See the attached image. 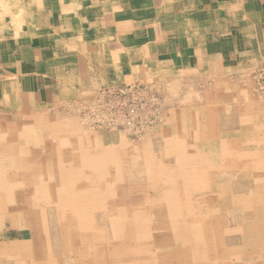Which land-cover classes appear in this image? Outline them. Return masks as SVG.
Returning <instances> with one entry per match:
<instances>
[{"label":"rangeland","instance_id":"rangeland-1","mask_svg":"<svg viewBox=\"0 0 264 264\" xmlns=\"http://www.w3.org/2000/svg\"><path fill=\"white\" fill-rule=\"evenodd\" d=\"M256 67H254L252 70H249V71H243L242 73H240V76L239 75L235 76L236 74H224V76L221 77L217 75L216 72L214 71L209 72V71L202 70L200 72H196L197 74H194L192 76H183V77H178V78L177 77L167 78L166 76L161 77V78L160 77L152 78L150 76L149 79L147 80L148 82H142V81L133 82L135 84H141L144 86L147 85L149 87V90L151 92L153 91L156 97V101L151 103L153 104L152 107L155 110L154 115L151 116L150 119L148 118L147 122H144L143 130L139 134L135 132L133 133L129 132L126 129H123L121 127H109V126H106V124L102 122L100 124L94 122L95 114L99 115V111L96 109L97 106L95 105L96 104L95 100L98 98L97 91L104 87H115V86L99 87L93 92L84 93L81 97H79V99L74 98L67 102L59 103L56 106L49 108L48 110H44L43 113L41 112V110L40 111L37 110V113H31V112L29 113L27 112V110L29 109L28 106L27 105L22 106L21 107L22 115H26V116L28 115V117L31 116V118H24V117L6 118L7 117L6 116L4 120L3 119L4 117L0 116L1 117L0 127L6 125L7 123L13 122L16 125L19 124L18 126H20L23 130H26L25 132H28L26 133L25 136L26 138L28 137L29 138L27 140H24L26 138L22 136L21 138L22 140H20L19 143L15 144V146L23 147L22 149L25 150L24 151L25 154H28L29 152L28 154L30 158L29 161L31 162L33 166H35L36 168H39L43 172L50 173V176L52 177V181H53V184L56 186V189L59 187L58 186L59 176L57 174L58 169L55 165L56 163L55 158L48 157V154L44 152V147H43L44 145L43 143H46V141L49 142L51 140L50 136H47L49 133L46 130L47 124H49V122H58V123L65 122V121L73 122V123L70 122L71 126H69L67 129L69 132H58L57 134L53 136L55 138L56 137L62 138L63 136V139L67 140L68 142H72L73 144L70 145V150L72 152L76 153L79 150L76 146H74L78 138V136L75 134H78V133H74V130H72L71 127L76 126L79 128V130L82 129L81 130L82 133L86 134L89 140L90 139L92 141L95 140L93 142L96 143V145H98L99 151H102V154L105 153L104 155L105 157L102 156V158H100V160L97 161L101 164L102 169L100 171L102 173L99 172V167L96 168L95 166L92 167V166H85V165L81 166L78 162L75 165L81 166L79 169L80 174L88 176L90 179H92L93 183H91L90 185L91 187L89 188L87 187V185H84L83 183L80 184L81 180H79L78 181L79 183L77 182L78 186H76L74 190L78 192L84 191L83 193L88 194V199H90L91 201L95 203H97L98 199H100L101 197L103 199L105 197L111 196L113 198H111L110 201H113L116 205L123 206L127 204V205L138 206V210H136L137 213L133 215L134 216L133 223L132 222L130 223V221L128 220H127L128 222L121 220L120 222L117 223V226L115 229L114 228L104 229V231L106 230L105 231L106 233L104 232L105 238L103 239V241L102 240L100 241H102V243L104 244V248L107 247L106 257L108 260L107 262L108 264H114L115 262L117 263L118 261L120 264L122 263L126 264L128 262L131 256L128 255L129 253L127 250V246H129L128 244L130 243V240H131L132 229L140 230L141 229L140 226H142L146 228L147 233L149 235L151 234L150 236L152 237L158 234L162 236V235H167L171 233V231L169 230L171 227V223H166L167 228H164L162 226L163 224L161 225V221H160V218L158 217L159 216L158 213L160 211H163L165 207V204H164L165 202L162 200V197L164 194V191H163L164 188L162 187H164V185H166L167 182L163 183L162 180L167 176L166 170L170 168H174V167L176 168L177 164L179 163L177 159L178 155L176 153L180 145L178 142L181 143L184 140L183 144L181 143L182 150L178 151V153H182V154H184L183 153L185 152L184 146L187 144L191 145L192 147L197 146V148L198 147L201 148V146L207 147L210 144L211 145L215 144L218 147L219 152L221 154V156L218 157L217 161L218 162L220 161V157L221 158L224 157V162L227 163V168L226 167H224V169L223 168L218 169L215 167L213 168L212 166H209L207 163H205V161L203 164H199V166L195 169L197 170L199 169L198 171L201 174L202 179L204 180V185L206 184L207 185L205 187L203 186L202 188L203 190L201 189V191L194 189L195 191L193 190L191 192L193 196H198L202 194L201 196L205 197L206 200H207L208 193H210V195L213 196L212 197L213 202H209V201L207 202L208 205H210L211 203H213V206L215 205L214 207L213 206L210 207L209 208L210 210L208 209L210 211V212L208 211V214L210 217L208 219V222L210 225V236H211L210 246L208 249L210 250L211 257L207 259L208 261H213V262L214 261L218 262V261H222V259H225L224 264H230V263L231 264H251V263L252 264H264V255L261 258L259 257L258 259L259 253L261 251L264 252V245H261V241L264 240V216H263L264 215V209H263L264 207V204H263L264 203V198H263L264 196V171H263L264 170V166H263L264 165L263 163L264 162V97L260 96L256 91V81L254 77V70ZM133 83H128V84H133ZM187 87H189V89ZM243 87H244V90H243ZM197 93H199L200 95L199 94L197 95ZM185 97L187 98L185 99ZM240 100H243L244 102L243 101L241 102ZM221 106H223V108H221ZM183 109H186V111ZM64 116H67L66 117L67 119L63 118ZM158 117L160 119H158ZM85 118H86V121H85ZM46 120H51V121H46ZM24 121H28L29 124L28 122L25 123ZM247 123L248 125H246ZM28 125H30V127ZM150 125H151V129L149 131V129L147 128ZM31 126L33 127V129ZM173 129H174V132H173ZM32 130L34 131V133H32L33 132ZM167 135L169 136L167 137ZM94 136H95V139H94ZM32 137H33V140L31 139ZM44 137L46 139H44ZM166 140L169 144L166 142ZM220 140H221V143H220ZM29 145H31V147ZM163 145L164 147L166 145V147L163 148ZM167 146L168 147L170 146V147L168 148ZM192 147L190 148V146H187L186 150L192 152L193 151ZM31 149L33 150V152ZM168 149L169 150L171 149V150L168 151ZM170 152L171 153L173 152V153L171 154ZM44 155L47 157H45ZM231 156H233V158ZM133 159L137 162H135ZM7 163L8 162L5 161L6 165H8ZM165 164H168V165L164 166ZM204 168L207 170H205ZM7 169L10 173L15 172V169L13 167H10ZM10 169L13 171H11ZM238 172L239 174L237 175ZM242 172L243 173L245 172L244 174L246 173L247 174L244 175ZM154 176L155 178H153ZM105 179H106V184L103 183ZM222 183L224 184L223 188H222ZM83 187H85V189ZM212 189H214L215 192ZM222 192H224V195L222 194ZM236 194L243 196L244 197L243 199L248 202H251L252 199L257 198L259 200V207H252L253 209L249 208L247 210H243L241 206L237 204H232L229 201L230 196L231 195L233 196ZM219 195H221L222 197ZM220 199H223V200H220ZM50 201L46 197L38 199L37 202H38L39 207H37L36 211H34V216H32L33 212L31 210L28 211L29 216L31 214V217H32L31 218L32 220L31 219L30 220L32 222L34 221L35 223L37 222L36 227H38L37 228L38 230H36V234H37L36 238L38 240H37L36 245H34V239L31 235L30 229L28 228V226L22 223L25 217L24 216L22 217L21 213L22 211H24V209L21 210V209L14 208V206L17 205V198L15 199L10 198L9 200L6 201V205L8 209L7 210L4 209L5 211L0 213V250L3 253V254H0V258L2 257L1 258L2 261L0 259V264H19L20 261H22L20 264H43V263L51 264V262L52 264L53 263L54 264H69V263L72 264V261L70 260L66 261L67 258L65 254L61 253V251L62 252L64 251L60 244L61 242H59L61 240L58 238V236L56 238L52 237L53 230H54V227L52 226H53V222L56 220V216H55L56 214H55V210L52 209L53 207L51 206L53 202L49 203ZM95 208L96 207L94 206V208L90 209L91 213L89 216L92 218L91 219L92 222L91 221L90 222L93 225V222L96 221L94 222V224L100 225L101 223H99L98 219H100V215L102 214H100L101 211L99 209L96 208L97 209L96 210ZM202 208H208V207L204 206ZM36 213H37L38 219L36 218L33 220V218L36 217ZM151 213H152V216H151ZM57 219L59 220V218ZM62 219L60 218L62 222H65ZM166 219H169V217H167ZM74 227H75L74 230H72L73 234H71L72 236H74L75 234L78 235L79 231L82 232L83 234L90 231V226L87 229L86 227L82 226L78 230L76 226ZM177 227H179V225ZM160 229H163V230H160ZM181 231L183 233V236H182L183 240L187 241L188 236L186 233L183 232L182 225H181ZM253 231H254V234H253ZM245 233L246 235H244ZM213 237L216 241L213 239ZM52 238L55 239V241ZM149 241H150L149 239L144 240V243L146 245H149L150 244ZM14 243L15 245H13ZM56 243H57V246H54L53 244L56 245ZM18 245L19 246L21 245V246L19 247ZM33 245L36 246V249L38 252L37 254H40V255L38 257H35L31 261L30 258H33L34 257L33 255H35L32 250V247H34ZM222 245L223 247H221ZM218 247H221V248H218ZM44 248L46 249L44 250ZM203 249L204 247H202V250ZM151 250L155 252L154 254L155 256H153V260L151 262H148L146 264H177L175 261H170L172 260V258L171 257L168 258V255H166L165 251H167L168 249H166L165 251L161 250L160 253H159V250L155 251L153 248ZM18 252H20L21 256L18 255L19 254ZM57 252H60L62 255L58 254ZM52 254L53 256L51 257ZM22 256L23 258H20ZM125 257H127V259Z\"/></svg>","mask_w":264,"mask_h":264},{"label":"crops","instance_id":"crops-1","mask_svg":"<svg viewBox=\"0 0 264 264\" xmlns=\"http://www.w3.org/2000/svg\"><path fill=\"white\" fill-rule=\"evenodd\" d=\"M26 1L0 0L2 117L150 76H240L264 63V0Z\"/></svg>","mask_w":264,"mask_h":264},{"label":"bare ground","instance_id":"bare-ground-1","mask_svg":"<svg viewBox=\"0 0 264 264\" xmlns=\"http://www.w3.org/2000/svg\"><path fill=\"white\" fill-rule=\"evenodd\" d=\"M28 1V0H27ZM26 1V2H27ZM70 1V0H69ZM93 1V0H92ZM74 2V1H73ZM37 3V2H36ZM65 3V2H64ZM42 4V3H41ZM75 4V3H74ZM35 5V4H34ZM58 6V5H57ZM74 6V5H73ZM79 6V5H78ZM36 7V5H35ZM41 8V7H40ZM71 8V7H70ZM30 11V10H28ZM36 11V10H35ZM61 11V10H60ZM66 11V10H65ZM73 11V10H72ZM31 12V11H30ZM75 12V11H74ZM94 12V11H93ZM107 12V11H106ZM34 13V12H33ZM56 13V12H55ZM90 13V12H89ZM36 14V13H35ZM38 14V13H37ZM57 14V13H56ZM73 14V12H72ZM26 15V14H25ZM76 15V14H75ZM73 16V15H72ZM95 16V15H94ZM43 17V16H42ZM66 18V17H65ZM31 19V18H30ZM108 19V18H107ZM39 20V19H38ZM44 20V19H43ZM49 20V19H48ZM79 20V19H78ZM87 20V19H86ZM76 21V20H75ZM45 22V21H44ZM84 22V21H83ZM97 24V23H96ZM73 25V24H72ZM68 27V26H67ZM72 27V26H71ZM87 27V26H86ZM93 27V26H92ZM101 28V26H100ZM105 29V28H104ZM89 31V29H88ZM65 32V31H64ZM75 32V31H74ZM94 32V31H93ZM105 32V31H104ZM106 33V32H105ZM88 40V39H87ZM85 41V40H83ZM242 68V67H241ZM245 68V67H244ZM240 69V68H239ZM87 70V69H86ZM86 72V71H85ZM168 74V73H167ZM175 75V74H174ZM177 75V74H176ZM180 75V74H179ZM209 75V74H208ZM149 77V75L147 76ZM159 77V76H158ZM146 79V78H145ZM174 85V84H173ZM223 85V84H222ZM221 85V86H222ZM197 86V85H196ZM218 86V85H217ZM189 89V87H187ZM225 88V87H224ZM174 89V88H172ZM244 90V87H243ZM217 91V90H215ZM220 91V90H219ZM218 91V92H219ZM195 92V91H194ZM224 92V91H223ZM231 92V91H230ZM187 93V92H186ZM233 93V92H232ZM235 93V92H234ZM199 93H197L198 95ZM248 94V93H247ZM200 95V94H199ZM217 95V93H216ZM222 95V94H221ZM220 95V96H221ZM225 95V94H224ZM227 95V94H226ZM189 96V95H188ZM2 98V97H1ZM187 97H185L186 99ZM190 98V97H189ZM195 98V97H194ZM193 98V99H194ZM201 98V97H200ZM220 98V97H219ZM228 98V97H227ZM239 98V97H238ZM237 98V99H238ZM184 99V100H185ZM202 99V98H201ZM218 99V98H217ZM240 99V98H239ZM191 100V99H190ZM216 100V99H215ZM231 100V99H230ZM254 100V99H253ZM30 101V100H29ZM239 101V100H238ZM241 102L243 100H240ZM185 102V101H184ZM189 102V101H188ZM193 102V101H192ZM227 102V101H226ZM237 102V101H236ZM244 102V101H243ZM1 103V102H0ZM216 103V102H215ZM222 103V102H221ZM235 103V102H234ZM214 104V103H213ZM236 104V103H235ZM29 106V105H28ZM224 106V105H223ZM221 106V108H223ZM236 106V105H235ZM257 106V105H256ZM259 106V105H258ZM186 107V106H185ZM192 107V106H191ZM195 107V106H193ZM237 107V106H236ZM254 107V106H253ZM190 108V107H189ZM188 108V109H189ZM204 108V107H203ZM214 108V107H213ZM187 109V110H188ZM251 109V108H250ZM1 112L3 111L0 106ZM178 110V108H177ZM186 111V109H183ZM191 110V109H190ZM220 110V109H219ZM238 110V109H237ZM244 110V109H243ZM260 110V109H259ZM30 111V110H29ZM247 111V110H246ZM250 111V110H249ZM252 111V110H251ZM9 112V111H8ZM7 112V113H8ZM31 112V111H30ZM216 112V111H215ZM238 112V111H237ZM248 112V111H247ZM6 113V114H7ZM12 113V112H11ZM33 113V112H32ZM43 113V111H42ZM49 113V112H48ZM171 113V112H169ZM176 113V112H175ZM246 113V112H245ZM157 114V113H156ZM185 114V113H184ZM54 115V114H53ZM96 115V114H95ZM171 115V114H170ZM169 115V116H170ZM237 115V114H236ZM52 116V115H51ZM184 116V115H183ZM202 116V115H201ZM204 116V115H203ZM6 117V116H5ZM5 117L3 118L5 120ZM64 116L63 118H66ZM77 117V116H75ZM161 117V116H160ZM262 117V115H261ZM1 118V117H0ZM6 118H9L8 116ZM14 118V117H13ZM52 118V117H51ZM167 118V117H166ZM203 118V117H202ZM58 119V118H57ZM67 119V118H66ZM79 119V118H78ZM158 119H160L158 117ZM184 119V118H183ZM235 119V118H234ZM2 120V119H1ZM7 120V119H6ZM9 120V119H8ZM252 120V119H251ZM21 121V120H20ZM51 121V120H46ZM83 121V120H82ZM86 121V118H85ZM167 121V120H166ZM182 121V120H181ZM259 121V120H258ZM25 123L28 121H24ZM23 122V123H24ZM72 121L69 122H49L47 124L46 130L48 133L47 136H50L51 140L49 142L43 143L44 152L48 154V157L55 158V165L57 167V174L59 176V187L56 189V186L53 184L52 177L49 172H43L39 168H36L29 161V152L28 154L24 153L23 147L15 146V144L19 143L22 140V136L26 138V130H23L20 126L14 124L13 122L7 123L6 125L0 127V213L7 210L8 207L6 205V201L10 198H17V205L14 206L16 209H24L22 211L23 219L22 223L28 226L30 229L31 235L34 239V245L37 243V234L36 227L37 222H32L31 214L29 216V210L33 213L36 211L38 206L37 200L40 198H47L51 203L52 209L55 210L56 220L53 222L54 230L52 237L58 238L61 240V246L63 248V252L65 254L67 260L72 261V264H108V260L106 257V248H104V244L102 243L105 238L104 229L111 228L115 229L117 223L122 221H130V223L134 222L136 210H138V206L133 205H116L113 201H110L113 197H105L102 199H98L97 203L88 199V194L83 193L84 191H75L74 188L78 186V181L80 184L87 185V187H91V183H93L92 179L88 176L80 174V167L82 165L85 166H95L99 167V172L102 169L101 164L97 162L100 158L105 157V153L102 154V151H99L98 145L94 143L95 140H89L86 134L82 133V129L79 130L78 127H71L74 130V133L78 136L76 143L74 146L78 148V152H72L70 150V145L72 142H68L67 140L62 138L53 137L58 132H69L67 129ZM165 122V121H164ZM171 122V121H170ZM169 122V123H170ZM174 122V121H173ZM185 122V121H184ZM188 122V121H187ZM190 122V121H189ZM34 123V122H33ZM32 123V124H33ZM47 123V122H46ZM163 123V122H162ZM167 123V122H166ZM183 123V122H182ZM237 123V122H236ZM256 123V122H255ZM29 124V122H28ZM31 124V122H30ZM38 124V123H37ZM44 124V123H43ZM80 124V123H79ZM205 124V123H204ZM217 124V123H216ZM215 124V125H216ZM27 125V124H26ZM42 125V124H40ZM39 125V126H40ZM164 125V124H163ZM248 125V123L246 124ZM30 127V125H28ZM27 126V127H28ZM32 127V126H31ZM84 127V126H83ZM97 127V126H96ZM236 127V126H235ZM256 127V126H255ZM254 127V128H255ZM88 128V126H87ZM33 129V127H32ZM86 129V128H85ZM84 129V130H85ZM178 129V128H177ZM183 129V128H182ZM181 129V130H182ZM192 129V128H191ZM219 129V128H218ZM251 129V128H250ZM253 129V128H252ZM258 129V128H257ZM260 129V128H259ZM88 130V129H87ZM112 130V129H111ZM117 130V129H116ZM119 130V129H118ZM204 130V129H202ZM33 131V130H32ZM30 131V132H32ZM91 131V130H90ZM98 131V130H97ZM105 131V130H104ZM125 131V130H124ZM183 131V130H182ZM36 132V131H35ZM39 132V131H38ZM174 132V129H173ZM34 133V131L32 132ZM92 133V132H91ZM112 133V132H111ZM116 133V132H115ZM222 133V132H221ZM232 133V132H231ZM45 134V133H43ZM69 134V133H68ZM73 134V133H72ZM169 134V133H168ZM188 134V133H187ZM42 135V134H41ZM94 135V134H93ZM165 135V134H164ZM245 135V134H243ZM43 136V135H42ZM41 136V137H42ZM120 136V135H119ZM160 136V135H159ZM169 135H167L168 137ZM187 136V135H186ZM201 136V135H200ZM222 136V135H221ZM59 137V136H58ZM92 137V136H91ZM143 137V135H142ZM156 137V136H155ZM173 137V136H172ZM171 137V138H172ZM180 137V136H178ZM177 137V138H178ZM225 137V136H224ZM233 137V136H232ZM240 137V136H239ZM242 137V136H241ZM244 137V136H243ZM29 138V137H28ZM28 138L24 139L27 140ZM43 138V137H42ZM99 138V137H98ZM97 138V139H98ZM199 138V137H198ZM222 138V137H221ZM229 138V137H228ZM246 138V137H245ZM33 140V137L31 138ZM44 139H46L44 137ZM95 139V136H94ZM100 139V138H99ZM98 139V140H99ZM109 139V138H108ZM157 139V138H156ZM155 139V140H156ZM159 139V138H158ZM168 139V138H167ZM223 139V138H222ZM243 139V138H242ZM143 140V139H142ZM154 140V141H155ZM163 140V139H162ZM172 140V139H171ZM174 140V139H173ZM176 140V139H175ZM192 140V139H191ZM112 141V140H110ZM121 141V140H120ZM195 141V140H194ZM197 141V140H196ZM28 142V141H27ZM26 142V143H27ZM41 142V141H40ZM160 142V141H159ZM167 142V140H166ZM172 142V141H171ZM184 142V140H183ZM183 142H181L183 144ZM190 142V141H189ZM193 142V141H192ZM224 142V141H223ZM226 142V141H225ZM42 143V142H41ZM118 143V142H117ZM115 143V144H117ZM122 143V142H120ZM161 143V142H160ZM168 143V142H167ZM174 143V142H173ZM171 143V144H173ZM179 149L177 150L178 155V164L176 168H170L166 170V177L162 180V182H167L164 185L163 197L162 200L165 202V207L163 211L158 213V217L160 218L161 225L164 228H167L166 223H171L170 234L167 235H155L150 236L147 233L146 228L140 226V230L132 229L131 231V240L127 246L128 255H130V259L126 264H146L153 260V256H155V252L151 250L152 248L155 251L161 250L165 251L168 258L171 257L172 260L177 264H224V260L222 261H208L210 256V250L208 249L210 246V225L208 222L209 208L213 206V203L208 205L209 202H213V196L208 193L207 200L205 197L198 195L193 196L192 191L200 190L205 187L204 180L202 179L201 174L199 173V169H195L199 166V164H203L204 161L209 166L218 169L227 168V163L224 162V157H220V161L218 162V157L221 156L218 147L215 144H210L209 146H201L197 148V146L192 147L191 145L184 146V154L178 153V151L182 150V145L178 142ZM221 143V140H220ZM22 144V143H21ZM29 144V143H28ZM101 144V143H100ZM111 144V143H110ZM169 144V143H168ZM186 144V143H185ZM218 144V143H217ZM224 144V143H223ZM256 144V143H255ZM32 145V144H31ZM31 145H29L31 147ZM144 145V144H143ZM225 145V144H224ZM25 146V145H24ZM110 146V145H109ZM119 146V145H118ZM126 146V145H125ZM129 146V145H128ZM156 146V145H155ZM161 146V144H160ZM171 146V145H170ZM169 146V147H170ZM187 146L192 147L193 151H187ZM246 146V145H245ZM28 147V145H27ZM35 147V146H34ZM103 147V146H101ZM166 147V145H165ZM163 145V148H165ZM168 147V146H167ZM168 147V148H169ZM130 148V147H129ZM152 148V147H150ZM154 148V147H153ZM33 149V148H32ZM31 149V150H32ZM119 149V148H118ZM155 149V148H154ZM161 149V147H160ZM242 149V148H241ZM254 149V148H252ZM120 150V149H119ZM129 150V149H128ZM159 150V149H158ZM165 150V149H164ZM171 150V149H170ZM168 149V151H170ZM249 150V149H248ZM121 151V150H120ZM124 151V150H123ZM156 151V150H155ZM161 151V150H160ZM240 151V150H239ZM33 152V150H32ZM132 152V151H131ZM136 152V151H135ZM248 152V151H247ZM119 153V152H118ZM121 153V152H120ZM171 153V152H170ZM173 153V152H172ZM171 153V154H172ZM251 153V152H250ZM33 154V153H32ZM111 154V153H110ZM160 154V153H159ZM169 154V153H167ZM165 154V155H167ZM248 154V153H247ZM137 155V154H136ZM142 155V154H141ZM156 155V154H155ZM154 155V156H155ZM244 155V154H243ZM45 156V155H44ZM112 156V155H111ZM116 156V155H115ZM138 156V155H137ZM153 156V158H154ZM47 157V156H45ZM113 157V156H112ZM127 157V156H126ZM136 157V156H135ZM143 157V156H142ZM158 157V155H157ZM229 157V156H228ZM233 158V156H231ZM120 158V157H119ZM140 158V157H139ZM148 158V157H146ZM152 158V159H153ZM166 158V157H165ZM46 159V158H45ZM229 159V158H228ZM243 159V158H242ZM134 160V159H133ZM234 160V159H233ZM239 160V159H238ZM244 160V159H243ZM7 161L8 165L5 164ZM47 161V160H46ZM45 161V162H46ZM120 161V160H118ZM135 161V160H134ZM79 162L81 165H75ZM101 162V161H100ZM137 162V161H135ZM235 162V161H234ZM237 163V162H236ZM243 163V162H242ZM264 163V162H263ZM37 164V163H36ZM44 164V163H43ZM136 164V163H135ZM134 164V166H135ZM140 164V163H139ZM240 164V163H239ZM144 165V164H143ZM150 165V163H149ZM165 164L164 166H167ZM231 165V164H230ZM42 166V165H41ZM76 166V167H75ZM103 166V165H102ZM238 166V165H237ZM247 166V164H246ZM264 166V165H263ZM13 167L15 172H9L7 168ZM106 167V166H105ZM155 167V166H154ZM201 167V166H200ZM235 167V166H234ZM250 167V166H249ZM49 168V166H48ZM87 168V167H86ZM91 168V167H90ZM7 169V170H6ZM42 169V168H41ZM85 169V168H84ZM83 169V170H84ZM203 169V168H202ZM205 169V168H204ZM211 169V168H209ZM237 169V168H236ZM11 170V169H10ZM51 170V169H50ZM95 170V169H94ZM207 170V169H205ZM239 170V168H238ZM13 171V170H11ZM48 171V170H47ZM82 171V170H81ZM93 171V170H92ZM242 171V170H241ZM244 171V170H243ZM264 171V170H263ZM97 172V171H96ZM145 172V171H144ZM252 172V171H251ZM255 172V171H254ZM89 173V172H88ZM102 173V172H101ZM210 173V172H209ZM207 173V174H209ZM220 173V172H219ZM243 173V172H242ZM245 173V172H244ZM243 173V174H244ZM256 173V172H255ZM49 174V175H48ZM226 174V173H224ZM239 172L237 173V175ZM241 174V175H243ZM247 174V173H246ZM244 174V175H246ZM54 175V174H53ZM91 175V174H90ZM95 175V174H94ZM147 175V174H146ZM218 175V173H217ZM221 175V174H220ZM232 175V174H231ZM236 175V174H235ZM234 175V176H235ZM122 176V175H121ZM150 176V175H148ZM156 176V174H155ZM155 176L153 178H155ZM211 176V175H210ZM228 176V175H227ZM213 177V175H212ZM247 177V176H246ZM222 178V177H221ZM228 178V177H227ZM238 178V177H237ZM236 178V180H237ZM254 178V177H253ZM104 179V178H103ZM150 179V178H149ZM205 179V178H204ZM207 180V179H206ZM233 180V179H232ZM260 180V179H259ZM209 181V180H208ZM240 181V180H239ZM250 181V180H249ZM78 182V183H77ZM98 182V181H97ZM146 182V181H145ZM149 182V181H148ZM147 182V183H148ZM212 182V181H211ZM236 182V181H235ZM255 182V181H254ZM106 184V179L103 181ZM108 183V182H107ZM207 183V182H206ZM97 184V183H96ZM109 184V183H108ZM130 184V183H129ZM134 184V183H133ZM132 184V186H133ZM161 184V183H160ZM244 184V182H243ZM246 184V183H245ZM253 184V183H252ZM224 184L222 183V188ZM251 185V184H250ZM81 186V185H80ZM128 186V185H127ZM143 186V185H142ZM155 186V185H154ZM212 186V185H211ZM236 186V184H235ZM234 186V188H235ZM220 187V186H218ZM246 187V186H244ZM259 187V186H257ZM85 189V187H83ZM198 188V189H196ZM217 188V187H216ZM221 188V189H222ZM230 188V187H229ZM252 188V187H251ZM263 188V187H261ZM144 189V188H143ZM156 189V188H155ZM211 189V188H210ZM218 189V188H217ZM232 189V187H231ZM256 189V188H255ZM48 190V192H47ZM117 190V189H116ZM146 190V189H145ZM194 190V191H195ZM203 190V189H202ZM214 191V189H212ZM211 190V191H212ZM260 190V188H259ZM87 191V190H86ZM154 191V190H153ZM221 191V190H220ZM224 191V190H223ZM238 191V190H237ZM253 191V189H252ZM258 191V190H257ZM263 191V190H262ZM140 192V191H139ZM215 192V191H214ZM129 193V192H128ZM134 193V192H133ZM153 193V192H152ZM151 193V194H152ZM157 193V192H156ZM191 193V194H190ZM212 193V192H211ZM221 193V192H220ZM250 193V192H249ZM147 194V193H146ZM224 195V192H222ZM262 194V193H260ZM134 195V194H133ZM210 195V196H209ZM13 196V197H11ZM92 196V195H91ZM116 196V195H115ZM137 196V195H136ZM221 196V195H219ZM230 196V195H229ZM10 197V198H9ZM129 197V196H128ZM127 197V198H128ZM135 197V196H134ZM222 197V196H221ZM126 198V197H125ZM244 197L241 195H231L230 202L232 204H237L242 207L243 210H247L252 207H259V200L257 198L252 199L251 202L245 201ZM264 198V196H263ZM116 199V198H115ZM136 199V198H135ZM101 200V201H100ZM137 200V199H136ZM223 200V199H220ZM134 201V200H133ZM150 201V200H149ZM123 202V201H122ZM132 202V200H131ZM218 203V202H217ZM221 204V203H220ZM264 204V203H263ZM94 206L101 211L100 219H98L100 225H95L94 221L93 225L91 224V217L89 216L91 211L90 209L94 208ZM151 206V205H150ZM208 208H202V207ZM215 206V205H214ZM213 206V207H214ZM227 206V205H226ZM148 207V206H146ZM95 208V209H96ZM216 208V207H215ZM227 208V207H226ZM5 209V210H4ZM96 209V210H97ZM207 209V210H206ZM209 209V210H208ZM253 209V208H252ZM264 209V207H263ZM240 210V209H239ZM261 210V209H260ZM19 211V210H18ZM143 211V210H142ZM236 211V210H235ZM144 212V211H143ZM150 212V211H149ZM210 212V211H209ZM248 212V211H247ZM31 213V212H30ZM98 213V214H99ZM153 213V212H152ZM151 213V216H152ZM231 213V212H230ZM157 214V212H156ZM240 214V213H239ZM93 215V214H92ZM148 215V214H147ZM212 215V214H210ZM3 216V215H2ZM259 216V215H258ZM264 216V215H263ZM36 217L33 218L36 219ZM169 217V219H166ZM226 217V216H224ZM238 217V216H237ZM2 218V217H1ZM59 218V220L57 219ZM60 218L65 221L62 222ZM98 218V217H97ZM222 218V217H221ZM220 218V219H221ZM260 218V217H259ZM3 219V218H2ZM1 219V220H2ZM31 219V220H30ZM38 219V218H37ZM95 219V218H94ZM156 219V218H154ZM225 219V218H224ZM223 219V220H224ZM241 219V218H240ZM261 219V218H260ZM222 220V221H223ZM72 221V222H71ZM91 221V222H90ZM97 221V222H98ZM127 221V222H128ZM221 221V220H220ZM40 222V221H39ZM38 222V223H39ZM156 222V221H155ZM154 222V223H155ZM129 223V224H130ZM149 223V222H148ZM8 224V222H7ZM6 224V225H7ZM144 224V223H143ZM156 224V223H155ZM214 224V223H213ZM225 224V223H224ZM10 225V224H9ZM43 225V224H42ZM128 225V223H127ZM179 225V227H177ZM181 225L183 228V232L187 234L188 240H183V233L181 231ZM223 225V224H222ZM41 226V225H40ZM74 226L79 228L86 227V229L90 226V231L83 234L79 231L78 235L72 236V230H74ZM150 226V225H149ZM232 226V225H231ZM235 226V225H234ZM7 227V226H6ZM36 227V228H35ZM12 228V227H11ZM158 228V227H156ZM155 228V229H156ZM162 228V227H161ZM178 228V229H177ZM230 228V227H228ZM22 229V228H21ZM34 229V230H33ZM149 230V229H148ZM163 230V229H160ZM180 230V231H179ZM251 230V229H250ZM82 231V230H81ZM123 231V230H122ZM245 231V230H244ZM150 232V231H149ZM106 233V232H105ZM157 233V232H156ZM259 233V232H258ZM214 234V233H213ZM241 234V233H240ZM254 234V231H253ZM5 235V234H4ZM122 235V234H121ZM125 235V234H124ZM219 235V234H218ZM246 235V233L244 234ZM263 235V234H262ZM222 237V235H221ZM52 238V239H53ZM67 238V240H66ZM150 240V244L146 245L144 240ZM214 239V237H213ZM55 241V239H53ZM102 240V241H100ZM215 240V239H214ZM12 241V240H11ZM19 241V240H18ZM24 241V240H23ZM27 241V240H26ZM125 241V240H124ZM216 241V240H215ZM111 242V241H110ZM109 242V243H110ZM249 242V241H248ZM11 243V242H10ZM13 243V242H12ZM223 243V242H222ZM220 243V244H222ZM25 244V242H24ZM33 244V242H32ZM67 244V245H66ZM118 244V243H117ZM219 244V243H218ZM235 244V243H234ZM15 245V243L13 244ZM33 245V246H34ZM54 246H57L53 244ZM216 245V244H215ZM261 245H264V240L261 241ZM9 246V245H8ZM19 246V245H18ZM21 246V245H20ZM19 246V247H20ZM24 246V245H22ZM50 246V244H49ZM60 246V245H59ZM219 246V245H217ZM12 247V246H11ZM46 247V246H45ZM114 247V246H113ZM169 247V248H168ZM202 247L204 249L202 250ZM223 247V245L221 246ZM218 247V248H221ZM249 247V246H248ZM4 248V247H3ZM10 248V247H9ZM40 248V247H39ZM122 248V247H121ZM206 248V249H205ZM214 248V247H213ZM254 248V247H253ZM46 248H44L45 250ZM57 249V248H56ZM55 249V251H56ZM66 249V250H65ZM123 249V248H122ZM199 249V251H198ZM259 249V248H257ZM10 250V249H9ZM32 250L35 255L30 258L32 261L35 257H38L40 254H37L36 246L32 247ZM43 250V249H42ZM43 250V251H44ZM205 250V251H204ZM1 251V250H0ZM52 251V250H51ZM50 251V252H51ZM217 251V250H216ZM215 251V252H216ZM230 251V249H229ZM4 252V251H3ZM26 252V251H25ZM24 252V253H25ZM40 252V251H39ZM46 252V251H45ZM108 252V251H107ZM213 252V251H212ZM227 252V251H226ZM19 256H21L20 252H18ZM27 253V252H26ZM61 254L60 252H57ZM126 253V252H125ZM163 253V252H162ZM218 253V252H217ZM245 253V252H244ZM0 254H3L2 251ZM45 254V253H44ZM123 254V253H122ZM215 254V253H214ZM30 255V254H29ZM62 255V254H61ZM125 255V254H124ZM158 255V254H157ZM209 255V257H208ZM221 255V254H219ZM264 255V252L261 251L258 255L261 258ZM53 254L51 255V257ZM64 256V255H63ZM113 256V255H112ZM165 256V255H164ZM62 257V256H61ZM117 257V256H116ZM128 257V256H127ZM127 257H125L127 259ZM214 257V256H213ZM212 257V258H213ZM2 258V257H1ZM0 258V259H1ZM20 258H23L20 257ZM40 258V257H39ZM43 258V257H42ZM49 258V257H48ZM57 258V257H56ZM121 258V257H120ZM160 258V257H159ZM167 258V257H166ZM165 258V259H166ZM208 258V259H207ZM233 258V257H232ZM15 259V257H14ZM28 259V258H27ZM53 259V258H51ZM123 259V258H122ZM125 259V260H126ZM243 259V258H242ZM256 259V258H255ZM56 260V259H55ZM62 260V259H61ZM60 260V262H61ZM117 260V259H116ZM119 260V259H118ZM251 260V259H250ZM2 261V259H1ZM51 261V260H50ZM54 261V260H53ZM162 261V260H161ZM187 261V262H186ZM14 262V261H13ZM22 261H20L21 263ZM43 262V261H42ZM64 262V261H63ZM164 262V261H163ZM234 262V261H233ZM249 262V261H248ZM17 263V262H16ZM19 263V264H20ZM57 263V262H56ZM66 263V262H65ZM119 261L114 264H118ZM230 263V262H229ZM44 264V263H43ZM52 264V262H51ZM54 264V263H53ZM70 264V263H69ZM120 264V263H119ZM123 264V263H122ZM231 264V263H230ZM252 264V263H251Z\"/></svg>","mask_w":264,"mask_h":264},{"label":"built area","instance_id":"built-area-1","mask_svg":"<svg viewBox=\"0 0 264 264\" xmlns=\"http://www.w3.org/2000/svg\"><path fill=\"white\" fill-rule=\"evenodd\" d=\"M254 77L256 91L264 97V63L255 68ZM147 87L133 83L99 89L95 100L99 115H95L94 122L141 133L144 122L155 112L151 103L156 101V97ZM147 129L150 131L151 125Z\"/></svg>","mask_w":264,"mask_h":264}]
</instances>
